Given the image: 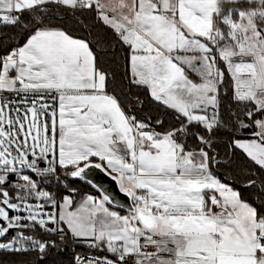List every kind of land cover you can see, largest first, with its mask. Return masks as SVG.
Returning <instances> with one entry per match:
<instances>
[{"label":"snow or ice","instance_id":"obj_1","mask_svg":"<svg viewBox=\"0 0 264 264\" xmlns=\"http://www.w3.org/2000/svg\"><path fill=\"white\" fill-rule=\"evenodd\" d=\"M4 28L0 264H264V0H0Z\"/></svg>","mask_w":264,"mask_h":264},{"label":"trees","instance_id":"obj_2","mask_svg":"<svg viewBox=\"0 0 264 264\" xmlns=\"http://www.w3.org/2000/svg\"><path fill=\"white\" fill-rule=\"evenodd\" d=\"M61 20L63 21V25L60 26L66 27L77 36L83 38L88 35V30H90L91 22L85 17L79 16V14H77L75 18H72L71 13H57L56 19L53 21V23L56 24L57 21ZM81 24L83 25V27H81ZM0 36L12 37L11 40H4V45L0 46V54H4L6 48L8 47L23 43V34L20 32L19 29H0ZM104 51L107 53V55L104 57L107 66H109L116 72L115 87L117 92L119 93L122 91L125 95L130 94L133 99L138 97L141 101H143L142 105H131V107L137 110L138 115L140 117L152 116L155 119L156 117L161 116L163 109L159 108L154 102L151 101L150 97L147 96L146 91L144 89L133 87L129 92V89L127 87V80L122 79L123 74L125 72V61L123 60L124 53L117 51L114 47H106ZM114 53L115 55H113ZM113 60H115L116 63H113ZM164 119L166 125L171 122V117H164ZM221 172H223V170H221ZM73 187H76L79 190V195L74 196V199L76 201H78L83 196V194H85L90 189L98 193L95 188H93L91 185L84 181H79L78 183L73 184ZM245 198H249L247 193H245ZM2 259L5 260L6 264H11L13 258L2 257Z\"/></svg>","mask_w":264,"mask_h":264},{"label":"water","instance_id":"obj_3","mask_svg":"<svg viewBox=\"0 0 264 264\" xmlns=\"http://www.w3.org/2000/svg\"><path fill=\"white\" fill-rule=\"evenodd\" d=\"M88 176L96 183L102 185V188L112 195L115 201L113 206L123 211L127 210V206L130 205L131 200L130 198H126L124 194L119 191L118 185L114 181H112L109 177H107L104 173L97 169L90 170ZM121 205H123L124 207L121 208Z\"/></svg>","mask_w":264,"mask_h":264},{"label":"rangeland","instance_id":"obj_4","mask_svg":"<svg viewBox=\"0 0 264 264\" xmlns=\"http://www.w3.org/2000/svg\"><path fill=\"white\" fill-rule=\"evenodd\" d=\"M137 115H138V112H137ZM139 116V115H138ZM140 117V116H139ZM85 194H91V195H93V196H98L99 194L96 192V191H92V189H90L89 191H87ZM85 194H83V196L85 195ZM82 196V197H83ZM81 197V198H82ZM81 198L77 201V202H79L80 200H81ZM112 207V209L113 210H119L118 208L116 209V207H113V206H111ZM121 211V214L123 215V214H126V211H122V210H120Z\"/></svg>","mask_w":264,"mask_h":264},{"label":"crops","instance_id":"obj_5","mask_svg":"<svg viewBox=\"0 0 264 264\" xmlns=\"http://www.w3.org/2000/svg\"><path fill=\"white\" fill-rule=\"evenodd\" d=\"M113 206V205H112ZM113 207H115V206H113ZM116 209H117V207H116ZM119 209V208H118ZM119 210H121V209H119ZM123 211V210H122Z\"/></svg>","mask_w":264,"mask_h":264}]
</instances>
